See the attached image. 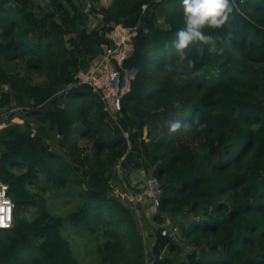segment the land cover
Wrapping results in <instances>:
<instances>
[{"label": "trees", "instance_id": "1", "mask_svg": "<svg viewBox=\"0 0 264 264\" xmlns=\"http://www.w3.org/2000/svg\"><path fill=\"white\" fill-rule=\"evenodd\" d=\"M47 2L0 0V113L25 116L0 122V176L15 206L0 264H82L66 228L85 264H142L147 251L171 264L178 245L158 229L147 250L146 214L140 226L106 199L118 165L131 189L141 172L159 181V213L195 214L181 230L194 248L183 264H264V0H233L225 25L204 29L211 42L183 50L181 0H90L88 13L80 0ZM91 16L100 23L90 30ZM116 26L136 36L115 64L114 120L77 76ZM48 197L72 210L53 215Z\"/></svg>", "mask_w": 264, "mask_h": 264}, {"label": "built area", "instance_id": "2", "mask_svg": "<svg viewBox=\"0 0 264 264\" xmlns=\"http://www.w3.org/2000/svg\"><path fill=\"white\" fill-rule=\"evenodd\" d=\"M80 1L84 5L85 13H88L92 7L90 0ZM232 2L233 0H229V4ZM135 32V29L116 26L106 37L110 43L102 46L103 54L92 62L89 70L81 72L77 76L78 84L89 86L98 96L103 111L114 120L121 109L119 92L121 75L116 70L115 64L121 65L124 60L130 57L133 51L132 41L136 36ZM115 169V179L109 181L106 199L126 205L141 226L140 216L143 208L150 207L157 211L160 205L161 185L155 177L151 176L142 183L143 185L138 191H133L121 176L119 165ZM116 180L119 181V184L116 183ZM14 208L15 206L8 196V186L2 182L0 176V230H9L13 227ZM160 237L175 242L176 234L174 229H168L166 226L160 230ZM166 252L167 249L162 250L158 259L162 260L166 256ZM155 260L149 251L144 252L142 264H154Z\"/></svg>", "mask_w": 264, "mask_h": 264}, {"label": "rangeland", "instance_id": "3", "mask_svg": "<svg viewBox=\"0 0 264 264\" xmlns=\"http://www.w3.org/2000/svg\"><path fill=\"white\" fill-rule=\"evenodd\" d=\"M103 1H105V0H103ZM111 2H112V0H111ZM36 3L39 4L41 7H44V8L48 4L47 0H36ZM98 3L100 6H102L104 8L111 5V3H110L108 6L105 7V6L101 5L100 0ZM99 23H100V20L97 17L91 16L89 18V22H88V29L91 30V29L97 28L99 26ZM135 35H136V32H135ZM129 76H131V75H129ZM36 79H38V77H34V82H36ZM38 81H40V79ZM11 110L9 112L2 111L0 113V122L7 120L9 118V116L11 115V113H14L16 118H21L22 120H23V117H25L22 113L15 112V110H12V111ZM28 120L31 123V127H33L34 129L38 127L39 121L37 118H29ZM52 150H53V147H52ZM151 176L152 175H150V174H143L141 172V174L140 173L137 174L136 178H134V176L131 177L132 181H133L132 182L133 188H135L136 186H139V187L142 186L143 185L142 183L145 182L146 179L151 177ZM123 178H125V176ZM114 179H115V177H114ZM117 182L119 184V181L116 180V183ZM47 196H49V194ZM48 201H49V210L53 215L64 216L72 210V206L62 207L61 201H56V200L52 199L51 197H48ZM142 213L146 214V215L142 214V232H144V240H146L145 242L147 243V245H146L147 250L151 249V245L153 243V240L156 237V231L158 229L161 230L164 227L168 226V229H170V228L174 229L175 234H176V239H175L174 243L178 245L177 246L178 250L168 254L170 262H171L170 256H172L175 259L174 264L185 263L186 256L191 254L193 252L194 248L191 246L189 241H187L186 239L183 238V236L181 234V230H182V228H186L192 222V220L196 218L195 214L194 213H188L186 211V212H183V213L178 214L176 216L168 217L162 213H159L158 211H156V213H151L149 211L148 207L143 208ZM155 215H158L160 217V219L158 221H154L153 217ZM69 230H70V228H66L64 231V234L66 235V238L68 236L67 239H68L69 243L71 244V247H72L74 253H80L81 254L80 258L82 257L80 259V261L82 262V264H85V261L82 260L83 255H85V252L80 251L81 241L77 240V239L74 241V236L69 234L70 233ZM171 264H172V262H171Z\"/></svg>", "mask_w": 264, "mask_h": 264}, {"label": "clouds", "instance_id": "4", "mask_svg": "<svg viewBox=\"0 0 264 264\" xmlns=\"http://www.w3.org/2000/svg\"><path fill=\"white\" fill-rule=\"evenodd\" d=\"M183 27L176 33L174 46L186 49L190 44H208L212 37L204 34V29H220L229 19L232 11L229 0H181ZM182 54V53H181ZM180 121L170 123V129H180Z\"/></svg>", "mask_w": 264, "mask_h": 264}, {"label": "crops", "instance_id": "5", "mask_svg": "<svg viewBox=\"0 0 264 264\" xmlns=\"http://www.w3.org/2000/svg\"><path fill=\"white\" fill-rule=\"evenodd\" d=\"M100 3H101V5H103V6H108L110 3H111V0H105V1H103V0H100ZM135 176V175H134ZM135 183V182H134ZM143 237H144V234H143ZM170 258H171V262H172V264H174V258L172 257V256H170Z\"/></svg>", "mask_w": 264, "mask_h": 264}]
</instances>
